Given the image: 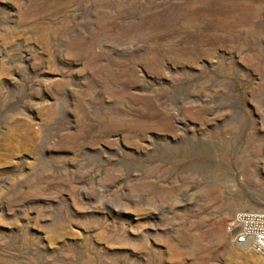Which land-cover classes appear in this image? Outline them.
Listing matches in <instances>:
<instances>
[{
	"label": "rangeland",
	"instance_id": "1",
	"mask_svg": "<svg viewBox=\"0 0 264 264\" xmlns=\"http://www.w3.org/2000/svg\"><path fill=\"white\" fill-rule=\"evenodd\" d=\"M242 208L264 0H0V264H264Z\"/></svg>",
	"mask_w": 264,
	"mask_h": 264
},
{
	"label": "built area",
	"instance_id": "2",
	"mask_svg": "<svg viewBox=\"0 0 264 264\" xmlns=\"http://www.w3.org/2000/svg\"><path fill=\"white\" fill-rule=\"evenodd\" d=\"M227 230L234 243L264 256V209L237 210L227 223Z\"/></svg>",
	"mask_w": 264,
	"mask_h": 264
},
{
	"label": "bare ground",
	"instance_id": "3",
	"mask_svg": "<svg viewBox=\"0 0 264 264\" xmlns=\"http://www.w3.org/2000/svg\"><path fill=\"white\" fill-rule=\"evenodd\" d=\"M245 249H247V250H248V248H246V247H245ZM247 250H244V251L246 252Z\"/></svg>",
	"mask_w": 264,
	"mask_h": 264
}]
</instances>
